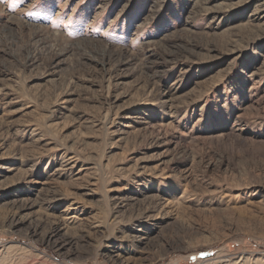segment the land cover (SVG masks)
<instances>
[{
  "label": "rangeland",
  "instance_id": "rangeland-1",
  "mask_svg": "<svg viewBox=\"0 0 264 264\" xmlns=\"http://www.w3.org/2000/svg\"><path fill=\"white\" fill-rule=\"evenodd\" d=\"M0 264H264V0H0Z\"/></svg>",
  "mask_w": 264,
  "mask_h": 264
}]
</instances>
